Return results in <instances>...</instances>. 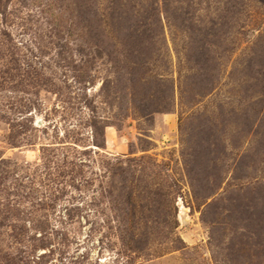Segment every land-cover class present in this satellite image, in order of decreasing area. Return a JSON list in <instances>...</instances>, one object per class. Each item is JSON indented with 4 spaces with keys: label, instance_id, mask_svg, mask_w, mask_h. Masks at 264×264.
<instances>
[{
    "label": "rangeland",
    "instance_id": "obj_1",
    "mask_svg": "<svg viewBox=\"0 0 264 264\" xmlns=\"http://www.w3.org/2000/svg\"><path fill=\"white\" fill-rule=\"evenodd\" d=\"M0 264H264V0H0Z\"/></svg>",
    "mask_w": 264,
    "mask_h": 264
},
{
    "label": "trees",
    "instance_id": "obj_2",
    "mask_svg": "<svg viewBox=\"0 0 264 264\" xmlns=\"http://www.w3.org/2000/svg\"><path fill=\"white\" fill-rule=\"evenodd\" d=\"M261 218V217H260Z\"/></svg>",
    "mask_w": 264,
    "mask_h": 264
}]
</instances>
